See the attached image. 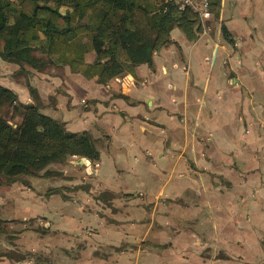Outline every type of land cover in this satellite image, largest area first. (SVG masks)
<instances>
[{"label": "crops", "instance_id": "1", "mask_svg": "<svg viewBox=\"0 0 264 264\" xmlns=\"http://www.w3.org/2000/svg\"><path fill=\"white\" fill-rule=\"evenodd\" d=\"M15 1L69 31L35 25L42 64L0 57V83L100 158L0 183V264H264V0H210L195 33L173 27L151 64L106 81L100 8Z\"/></svg>", "mask_w": 264, "mask_h": 264}, {"label": "trees", "instance_id": "2", "mask_svg": "<svg viewBox=\"0 0 264 264\" xmlns=\"http://www.w3.org/2000/svg\"><path fill=\"white\" fill-rule=\"evenodd\" d=\"M37 8L51 11L53 19L64 5L82 10L79 0H35ZM100 11L101 20L93 36L97 59L103 61L101 80L120 76L141 63L151 64L155 51L171 43V30L180 26L193 30L198 14L192 9L179 10L173 3L157 0H90ZM210 1V0H209ZM15 0H0V57L6 61L40 67L42 58L34 54L31 29L43 25L53 31L68 32L53 24L52 17H39L16 7ZM211 5V2H210ZM212 11V5H211ZM115 13V17L112 13ZM141 12L143 14H141ZM195 33V31H194ZM225 33H228L225 29ZM49 38L53 35L47 33ZM32 94L36 90L30 86ZM10 113V114H9ZM20 117V121H15ZM97 161L100 151L90 132H73L65 123L45 114L38 104L23 103L10 88L0 83V183L28 182L30 178L62 176L53 163H66L73 157ZM0 232H8V222L0 219Z\"/></svg>", "mask_w": 264, "mask_h": 264}, {"label": "built area", "instance_id": "3", "mask_svg": "<svg viewBox=\"0 0 264 264\" xmlns=\"http://www.w3.org/2000/svg\"><path fill=\"white\" fill-rule=\"evenodd\" d=\"M173 3L179 10L192 9L202 17H209L212 14L209 0H165Z\"/></svg>", "mask_w": 264, "mask_h": 264}, {"label": "rangeland", "instance_id": "4", "mask_svg": "<svg viewBox=\"0 0 264 264\" xmlns=\"http://www.w3.org/2000/svg\"><path fill=\"white\" fill-rule=\"evenodd\" d=\"M10 114V113H9ZM20 117H16V120L15 121H20ZM67 163V162H66ZM65 164V163H64ZM64 164H62V163H58V162H56V163H53L52 164V169L54 168V169H58L59 167H61V165H64ZM56 177H60V176H56ZM2 233V232H1Z\"/></svg>", "mask_w": 264, "mask_h": 264}]
</instances>
